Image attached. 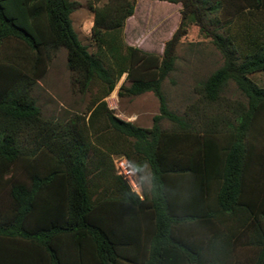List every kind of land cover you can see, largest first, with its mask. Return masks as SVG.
<instances>
[{
	"label": "trees",
	"instance_id": "16d2710c",
	"mask_svg": "<svg viewBox=\"0 0 264 264\" xmlns=\"http://www.w3.org/2000/svg\"><path fill=\"white\" fill-rule=\"evenodd\" d=\"M161 1L182 4L163 55L124 42L135 0L92 6L99 54L73 27L74 1L0 0V187L24 155L27 136L55 162L45 174L31 173L29 184L11 186V211L0 217V264H264V86L250 77L264 72V0H232L237 11L226 23L218 16L223 0ZM191 24L224 59L199 86L203 99L216 103L229 81L247 99L225 130L216 119L198 124L178 115L163 91ZM8 42L24 44L36 62L66 49L81 91L103 86L88 119L66 125L45 119L31 94L35 65L28 71L11 61L1 52ZM124 74L130 84L121 85L120 96L152 92L158 99L151 127L108 107L105 98ZM164 119L171 129L162 128ZM92 153L102 156L98 162L90 161ZM113 155L127 159L143 198L113 173ZM96 171L116 184L117 195H95L90 175Z\"/></svg>",
	"mask_w": 264,
	"mask_h": 264
},
{
	"label": "rangeland",
	"instance_id": "374dc122",
	"mask_svg": "<svg viewBox=\"0 0 264 264\" xmlns=\"http://www.w3.org/2000/svg\"><path fill=\"white\" fill-rule=\"evenodd\" d=\"M72 1L75 2L71 14L74 29L89 51L99 54L100 51L93 38L95 12L92 6L101 7L108 0ZM135 1L134 14L126 19L123 28L124 42L129 46L163 55L165 43L179 27L182 4L161 0ZM237 7L238 4H234L232 0H223V10L218 14L220 21L226 23L232 14V16L235 15ZM210 26L211 29L215 28L213 25ZM218 30L225 32L223 27ZM235 30L236 28L233 29ZM1 52L9 56L11 61L15 60L24 65L25 70L29 71L32 65H35L34 77L37 78V82L31 94L45 119L62 125L70 124L77 116L88 119L92 101L102 93L103 86L100 82H95L87 91H81L79 84L74 82L75 74L68 68L66 49L60 48L51 53L50 58L43 54L38 62H36L35 55L19 42L6 43ZM176 53L177 60L174 70L162 85L169 108L198 124L216 119L218 128L222 130L229 127L228 123H235V109L247 104L246 97L235 82L229 81L216 103L206 102L198 91L199 86L224 62L222 53L212 39L203 35L199 26L191 24L187 34L181 39ZM126 76L127 74H124L121 77L115 89L105 98L108 107L123 120L134 122L142 127H151L153 117L159 112L158 99L152 92L136 96H120L121 85L130 84ZM250 77L259 85L264 86V72L252 74ZM80 122L82 123L83 120L81 119ZM161 126L164 129H171L172 123L164 119ZM22 140L24 155L11 166L5 182L0 187V217L8 215L11 211L10 188L13 184L20 182L29 184L31 173L45 174L55 165L51 152L39 140L36 141L29 136ZM101 157L92 153L90 161L98 162ZM120 157L122 156H112L113 173L118 176L115 160ZM105 159L109 163V158ZM93 168L94 165H91L90 169ZM98 171L90 175V185L95 195H117L116 184L103 174L98 175ZM135 178L139 182L136 173ZM144 180L148 188V170L144 173ZM139 185L142 192L140 182ZM242 252L246 254L244 250Z\"/></svg>",
	"mask_w": 264,
	"mask_h": 264
},
{
	"label": "built area",
	"instance_id": "2783aa9c",
	"mask_svg": "<svg viewBox=\"0 0 264 264\" xmlns=\"http://www.w3.org/2000/svg\"><path fill=\"white\" fill-rule=\"evenodd\" d=\"M115 162L118 174L127 181L132 191H134L141 198H143L141 187L139 185V182L135 178V172L129 168L127 160L124 157H120L115 160Z\"/></svg>",
	"mask_w": 264,
	"mask_h": 264
}]
</instances>
